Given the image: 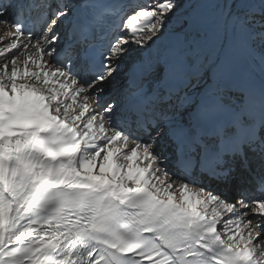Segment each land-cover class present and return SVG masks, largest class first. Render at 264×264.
Returning <instances> with one entry per match:
<instances>
[{"label": "snow or ice", "instance_id": "6c2138e0", "mask_svg": "<svg viewBox=\"0 0 264 264\" xmlns=\"http://www.w3.org/2000/svg\"><path fill=\"white\" fill-rule=\"evenodd\" d=\"M223 2L224 24L264 60V0L259 19L234 11L237 0L232 7ZM125 7L116 10L92 70L76 72L58 55L74 0H0V28L6 29L0 36V264H264V198L241 194L229 202L202 183L195 186V170L191 181L175 179L161 167L153 143L113 122V105L96 110L93 93L104 92L132 45L142 53L179 16L175 0ZM137 65L141 86L149 76L161 85L142 93L152 113L147 126L159 128L165 66L144 57ZM223 107L219 99L203 103L195 122L169 123L193 146L186 158L213 161L200 176L228 182L232 169L205 139L201 120L214 137L236 143L247 139L251 146L256 133L243 110L228 124L216 123ZM174 185L180 202L169 191Z\"/></svg>", "mask_w": 264, "mask_h": 264}, {"label": "bare ground", "instance_id": "6f19581e", "mask_svg": "<svg viewBox=\"0 0 264 264\" xmlns=\"http://www.w3.org/2000/svg\"><path fill=\"white\" fill-rule=\"evenodd\" d=\"M191 2L194 3L192 9L182 10L183 12L180 11L176 21L181 24L180 27L184 25L185 21H188L184 25V30H190L189 36L187 37L184 34L180 35V33H175L174 36H171L169 40L170 49L160 63L164 65L168 60H177L174 74L179 82L169 92L165 90V102L156 112V116L160 118V127L156 128L154 133L158 130L163 132L162 138L154 145L155 152L159 156L164 151L172 150L171 144L166 142L167 131L172 128L169 122L173 120L193 121V111L198 109L203 103L214 105L217 99H219L223 103L224 109L232 115L238 110H243L246 119L250 117L253 111H264V60L261 59L262 54L259 51L249 50L244 44L243 38L235 34L230 27L224 24L226 6L223 0H192ZM227 7H232V0H228ZM259 8L260 0H250V2L244 4H241L237 0L234 11L255 12L257 19H259ZM173 25V22L168 25V30L164 34L165 36H167L169 31L174 30L172 28ZM0 29L6 31L4 28ZM62 29L60 48L64 44L65 34L67 32L66 27ZM1 32L0 36H3ZM130 55L129 58L122 61L118 73L104 85V92L98 95L93 93L95 97L93 103L94 105L95 103L101 104L102 97L113 91L115 86L112 85L109 87L111 80L117 81L120 84L122 83L123 88L113 96V99L120 104V106L114 107L115 116L113 122L125 130L137 133V127L128 122V112L123 109L124 95L130 93L125 89L128 79L126 69L129 68L132 62L136 61V59L132 60L135 55ZM72 61L74 62V66L79 70L82 71L85 69L79 60V56ZM29 67H33L35 70L33 65L29 64ZM124 67H126L125 71L122 70ZM21 70H23L22 64ZM167 78L168 75L165 73L164 81ZM180 82H183L184 85L180 86ZM48 87L58 88L59 84L52 85L49 83ZM159 87L161 85L158 84L149 88L146 87V91L148 92L149 89ZM218 94H221V96H218ZM112 95L109 97H112ZM97 96L100 98L99 101H97ZM78 98L81 100L79 96ZM68 102H72L70 98ZM76 103H80L78 99ZM101 107H97L96 110L101 111L104 106L101 104ZM179 112L183 113L184 116L180 117ZM151 116L152 113L149 112L148 119ZM140 137L147 142V138L144 136ZM255 146L260 147V143L258 142ZM122 151L126 152L128 149H123ZM120 162L127 163L122 157ZM161 167L166 168L175 179L185 180L177 169L166 165L163 160ZM235 168L243 173L241 163L236 162ZM238 175L240 176V173ZM244 182L245 189L253 192L243 198L247 200L264 197L263 191L259 189L255 190L254 187L249 188L252 183H249L247 180H244ZM195 186L198 187L201 184H196ZM206 190L211 191L209 188ZM169 191L175 193L177 202L181 201V193L177 186L174 185ZM211 192L222 197L224 196L223 198L226 200L231 197V195H223L217 191ZM213 207L214 204H209L205 213L211 215ZM223 218H229V214H224Z\"/></svg>", "mask_w": 264, "mask_h": 264}, {"label": "rangeland", "instance_id": "374dc122", "mask_svg": "<svg viewBox=\"0 0 264 264\" xmlns=\"http://www.w3.org/2000/svg\"><path fill=\"white\" fill-rule=\"evenodd\" d=\"M192 0H175V2L179 5V7L176 9V11H177V13H179L180 11L181 12H183V11H185V10H190V9H192V6H194V3H192L191 2ZM151 3H156L157 2V0H153V1H150ZM183 10V11H182ZM173 26H172V28L174 29V31L177 29V28H180V26H181V24L180 23H177L176 22V24L173 22ZM134 49H136V46L135 45H132V47L129 49V56L128 57H126L125 59H127V58H129L131 55L130 54H132V55H135L134 56V58L132 59V60H134V59H137L138 58V56L140 55V52L138 51V50H134ZM125 69H126V67H124L122 70L123 71H125ZM113 81V82H112ZM147 83L150 85V86H153V85H156V82H155V77L154 76H149V78H148V80H147ZM199 83V82H198ZM110 84L111 85H109V87L110 86H112V85H114L115 86V88L113 89V91L112 92H110V93H112L113 95H112V97H109V96H111V95H106V96H103V98L101 99V104L104 106L103 108H105V107H107L109 104H111V105H113L114 107H118L119 106V104L113 99V96H114V94L115 93H118V92H120V87H121V84H119V83H117V81H114V80H111V82H110ZM119 90V91H118ZM114 92V93H113ZM107 97V98H106ZM97 98H98V100L97 101H99V97L97 96ZM105 99H106V101H105ZM104 100V102H102ZM94 102V101H93ZM94 104V103H93ZM101 104H99V103H95V106H97V107H100V108H102L101 107ZM96 107V108H97ZM180 113V112H179ZM179 116H183V113H180L179 114ZM158 134H160V133H158ZM157 134V135H158ZM160 138V136L158 137V139ZM158 139H153L152 141H149V142H147V143H153L154 145L156 144V142L158 141ZM163 153H161V155H160V157H162L161 158V161L163 160V161H166V158H165V155L163 154ZM168 160V159H167ZM168 165V164H167Z\"/></svg>", "mask_w": 264, "mask_h": 264}]
</instances>
